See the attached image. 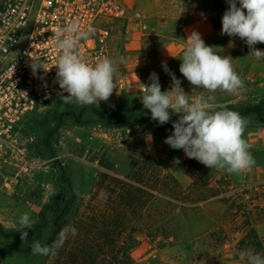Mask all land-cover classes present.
<instances>
[{"label": "rangeland", "instance_id": "obj_1", "mask_svg": "<svg viewBox=\"0 0 264 264\" xmlns=\"http://www.w3.org/2000/svg\"><path fill=\"white\" fill-rule=\"evenodd\" d=\"M129 3L127 17L111 23L108 41L109 59L117 68L115 78L122 77L126 85L130 83L126 78L130 74H134L141 81L149 80L150 74L160 62L162 46L168 42L180 41V25L191 21L192 16L189 13L191 9L195 11L193 17L208 13L215 29L221 30L222 16L228 8L224 0H129ZM238 47L233 38L224 36V43L214 48L219 55L230 56L233 59V68L243 81V87L236 93L229 94L219 90L208 93L207 90L196 89L191 84L181 87L190 95V102L201 95L205 97L212 95L215 98L209 101L210 110L218 111L223 108L233 110L246 118L247 126H264V123L258 122L252 113H246L247 108L256 105L261 114H264V94L254 80L253 57H246ZM120 57L125 58V63H119ZM107 105L110 104L101 101L98 105L89 106L92 108ZM81 106L83 105L79 102L68 99L51 100L41 104L33 114L21 122L15 134L13 150L8 151L0 160V225L7 231L15 232L20 240L18 250H13L11 249L13 243L0 235V263L55 264L56 261L64 259L67 247L65 245L74 236L71 234L73 226L65 229L67 238L63 244H54L48 255H33L32 252L23 254L19 218L22 214L28 213L34 221V226L38 222L37 214L54 193L51 182V166L54 161L60 160L65 163L67 156L63 153L71 149L75 150L74 155L81 156L85 146L77 139L79 127L68 120L57 132L55 155L44 153L41 146L42 139L52 126L50 122L53 116L60 111L79 110ZM83 118L92 122L95 120L88 113H84ZM134 122L151 124L150 120H141L135 114L128 124ZM141 156L150 155L130 151L112 143L106 150L93 153L89 158L96 159L98 165L107 167L110 173L123 176L130 173L134 160L138 161ZM155 160L163 173H171L183 187L191 183L186 174L185 161L179 162L170 171L162 167L158 159ZM104 171L102 169L96 175L94 184L102 179L101 173ZM14 175L19 179L17 186L5 189L2 186L3 178ZM206 188L202 187L201 192H205ZM91 194L77 196L75 210H78L79 214H82L85 206L90 203ZM222 201L210 202V209L218 219L212 229L205 232L188 230L183 234L177 233L176 241L158 239L162 245H158V241L141 239L130 251L133 264H221L227 259H237L248 264L247 258L242 256L247 249L264 256V247H253L252 239L245 235L248 229L245 219L247 214L242 202L230 197ZM193 211L195 208L185 210V217H190ZM144 220L145 218L139 223L144 224ZM24 231L30 232V229ZM180 238L182 239L179 240ZM232 239L237 242L233 244Z\"/></svg>", "mask_w": 264, "mask_h": 264}, {"label": "clouds", "instance_id": "obj_2", "mask_svg": "<svg viewBox=\"0 0 264 264\" xmlns=\"http://www.w3.org/2000/svg\"><path fill=\"white\" fill-rule=\"evenodd\" d=\"M227 10L222 16L221 35L239 37L249 47V55L257 61H264V50L255 45L264 43V0H226ZM95 34L89 25L82 28L77 19L60 27L55 33L56 78L60 89L67 93L63 98H75L82 105L107 102L113 94L117 68L108 57L95 64L87 63L80 55L79 42ZM183 51L179 71L196 89L215 93L217 90L229 94L243 87L241 77L234 70L232 58L221 56L213 46L206 45L199 32L188 36ZM32 70L45 69L39 58H32ZM119 63H125L120 57ZM164 70L172 78L170 90L162 91L158 75L150 74V84L144 85V94L140 97L144 108L150 110L151 119L164 125L173 114L179 118L172 122L173 132L164 143L172 149H182L190 159H196L206 167L241 175L250 172L255 166V158L249 151V144L243 138L248 121L238 112L223 108L210 110L209 101L215 97L201 95L190 102V95L181 87L166 63ZM179 163V160L175 161ZM34 221L28 213L19 218L21 239L28 238L25 229H31ZM76 230L71 229L75 235ZM67 238V230H62L55 245H62ZM53 246L33 241V255H48ZM248 264H264V256L251 249L244 250Z\"/></svg>", "mask_w": 264, "mask_h": 264}, {"label": "trees", "instance_id": "obj_3", "mask_svg": "<svg viewBox=\"0 0 264 264\" xmlns=\"http://www.w3.org/2000/svg\"><path fill=\"white\" fill-rule=\"evenodd\" d=\"M215 30L221 34V30ZM231 38L237 46L245 43L238 36ZM255 47L264 48V43ZM84 113L93 117L94 122L83 118ZM246 113H252L258 122L264 123V114L256 105L247 108ZM134 114L141 120H150V125L167 135L172 134V122L179 118L172 115L168 123L160 125L151 119L150 110L142 106L110 104L91 108L83 105L79 110L60 111L53 116L49 133L42 139L43 152L55 155L57 132L67 120L77 127L97 124L107 128L128 124ZM141 157L138 161L134 160L130 173L123 176L112 174L101 165L105 170L101 173L102 179L94 184L91 201L82 214L75 210L77 196L72 190L68 172L60 160H55L51 166L54 193L37 214L38 222L28 232V238L22 240V253L32 252L33 241L53 246L61 231L73 226L76 232L65 245V257L55 264H133L130 251L141 239L158 241V245H162L161 239L165 241L176 237L177 228L171 226L176 217L186 218L185 210L195 208L190 216L193 215L208 199L206 189L201 192V188L207 187L210 172L196 161H185L186 174L191 183L183 187L171 173L161 171L154 157ZM143 218L145 223H139ZM246 224L245 235L252 239V246L263 248L262 240L247 221ZM0 235L13 243L11 249L18 250L20 240L15 232L7 231L0 225Z\"/></svg>", "mask_w": 264, "mask_h": 264}, {"label": "crops", "instance_id": "obj_4", "mask_svg": "<svg viewBox=\"0 0 264 264\" xmlns=\"http://www.w3.org/2000/svg\"><path fill=\"white\" fill-rule=\"evenodd\" d=\"M189 13L192 16L191 21L180 25V41L168 42L160 49V62L154 72L159 77L162 91L170 90L172 87V78L163 67L165 63L167 68L181 81V86L190 84L180 73L179 68L182 63L180 59L188 43L186 40L191 32H199L202 39L214 48H218L224 43V36L216 32L208 13L199 17H193L195 11L192 9ZM238 49L246 57H253L254 80L264 94V61H257L254 56L249 55L250 49L246 43L240 44ZM126 78L130 81L126 85V89L121 93L112 94L105 103L144 107L140 97L144 94V85L150 84L151 81H141L134 74L127 75ZM77 134V139L83 142L85 148L80 157L73 154L75 150L65 151L63 154L67 157L63 165L68 172L72 190L79 197L88 196L92 192L95 177L103 169L98 165L96 159L90 160V155L106 150L112 143L128 148L130 151H139L153 156L158 159L162 167H166L170 171L178 164L175 162L176 160L179 162L193 160L206 167L196 159L188 158L182 149H172L164 143L169 135L157 131L154 126L147 123L134 122L107 128L91 124L79 127ZM243 138L250 146L249 151L255 158V166L250 172L241 175L206 167L210 172L209 184L206 188L208 199L201 203L199 210L190 217H176V221L174 220L171 226H176L178 234H183L188 230L205 232L212 229L217 219L210 209V202L230 197L242 202L247 214L246 221L264 244V126H247ZM170 239L176 241V237H170ZM234 242L237 240L232 241L233 244ZM221 264L245 263L237 259H227Z\"/></svg>", "mask_w": 264, "mask_h": 264}, {"label": "built area", "instance_id": "obj_5", "mask_svg": "<svg viewBox=\"0 0 264 264\" xmlns=\"http://www.w3.org/2000/svg\"><path fill=\"white\" fill-rule=\"evenodd\" d=\"M129 0H0V160L13 150L15 134L24 118L41 104L63 98L56 78V31L77 19L95 34L79 42L81 57L89 64L108 57L110 25L127 17ZM32 58L44 69L32 70ZM113 94L126 89L115 78ZM17 175L4 177L2 186L14 188Z\"/></svg>", "mask_w": 264, "mask_h": 264}]
</instances>
